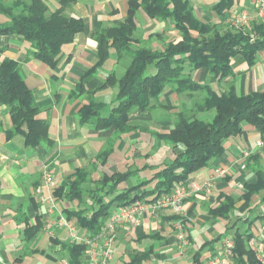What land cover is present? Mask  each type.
<instances>
[{
    "label": "crops",
    "instance_id": "crops-1",
    "mask_svg": "<svg viewBox=\"0 0 264 264\" xmlns=\"http://www.w3.org/2000/svg\"><path fill=\"white\" fill-rule=\"evenodd\" d=\"M14 1L3 0L6 4ZM43 1L49 12L59 8L58 0ZM189 1L198 18L220 29H238L232 27L236 26L232 20L240 15L247 17V24L242 28L244 31H249L254 23H264V12L260 13L250 0H231V7L223 15L214 11L218 0ZM127 9L128 0H75L68 4L65 15L80 18L84 30L74 36L72 43L63 47V56L54 69L34 59L28 52L29 45L21 37L0 35V64L4 60H13L18 64L22 79L39 109L38 118L48 124L52 141L49 146L43 143L29 148L24 147L20 135L7 139L5 131L11 127L9 109L0 106V264H69L68 252L62 245L73 243L67 231L61 225L57 226V219L60 216L65 219L62 210L73 208L75 204L54 198L57 210L48 215L49 205L40 202L34 192L42 181L45 169L54 171L57 184L54 190L59 187L66 189L76 171L84 170L88 175L91 171L89 179L96 180L103 174L123 173L128 168L138 169L133 178L119 185V188L132 187L148 180H141L142 173L147 170L155 173L162 164L170 163L174 159V152H178H173L170 146L155 138L151 144L153 148L149 147L150 151L143 154L152 158L154 163L140 167L141 162L133 166L130 163V159L142 158L137 150L133 156H128L132 151L127 150L134 144L139 147L138 142L142 143L141 133L165 132L171 127L173 122L165 115L152 117L149 112L134 111L130 115L131 124L147 130L120 137L113 130H97L92 123L80 124L78 121L79 109L89 102L102 103V117H106L115 105L117 89L104 86V82L110 73L119 78L128 61L122 59L117 62L113 57L95 72L86 73L97 62L95 36L105 34L109 27L122 21ZM1 20L7 21V18L1 17ZM154 22L139 24L137 21L138 30L145 29L143 32L147 36L157 34L158 38L166 34L165 25L170 26L171 33L174 32L170 22ZM171 33H167V36L170 37ZM176 34L170 40L178 41L180 37ZM230 67L233 75L222 81L211 80L206 68H187L185 72L193 81L200 84L208 82L218 92H225L228 86L233 85L239 96L252 92L264 93V48L258 52L251 67L239 56L230 61ZM118 69L122 72L119 76L116 73ZM80 83L84 94L78 93ZM181 96L185 94L178 95L166 87L161 95V105L170 112L164 113L175 115L178 111L176 106H183L179 99ZM243 129L245 137L226 140L221 157L190 175L189 186L205 182L216 167L228 169L225 175L214 181L208 192H196L187 198L182 204L181 215L170 210L153 215L143 213L136 225L126 224L116 229L110 264H210L211 258L221 247L222 239L233 235L236 230L250 232L249 249L254 253L250 248L253 241L264 254V191L253 194L248 206L241 209L246 185L257 181L256 171L264 172V133L249 125H243ZM109 144L112 151L106 163L102 164L97 157L109 148ZM89 185L94 188L92 182ZM222 195L230 196L235 201L226 217L210 213L218 206ZM175 215L184 223L188 246L183 250L178 247L171 224L179 220L174 219ZM37 224H41V231L26 241V227ZM76 231L78 235L86 236L84 231ZM231 257L232 253L229 264Z\"/></svg>",
    "mask_w": 264,
    "mask_h": 264
},
{
    "label": "trees",
    "instance_id": "trees-1",
    "mask_svg": "<svg viewBox=\"0 0 264 264\" xmlns=\"http://www.w3.org/2000/svg\"><path fill=\"white\" fill-rule=\"evenodd\" d=\"M74 1L58 0L59 8L49 12L43 0H16L8 4L0 0V35L21 37L29 45L28 52L34 59L54 69L63 56V47L84 30L80 18L68 17L64 13L66 6ZM231 5V0H218L214 11L223 15ZM138 12L150 20L169 21L180 39L168 41L161 50L143 43L137 37ZM1 17L7 21H2ZM95 42L97 62L86 75L113 57L117 62L122 59L129 62L119 78L110 73L105 79L104 86L117 89L110 113L102 117V103L89 102L78 111L80 124L92 123L97 130H113L119 137L130 132H143L147 129L131 124V113L150 112L156 107L163 109L159 98L166 87L178 95L202 93L204 97L194 104L193 114L178 110L167 131L149 134L170 146L173 152H178H174V159L162 164L148 180L119 188L139 170L128 168L123 173L103 174L96 180H90L88 172L80 170L74 173L66 189L59 187L53 191L55 199L75 204V207L62 211L65 219L78 231H84L86 237L100 233L109 215L119 208L136 201L149 202L171 192L174 185L189 187L190 175L222 156L226 140L245 137L243 125L253 126L264 133V93L239 96L233 85L225 92H218L208 82L193 81L185 72L187 68H206L211 80L222 81L233 75L230 61L238 56L251 67L258 52L264 48V23H254L249 31L220 29L198 18L189 0H128L122 21L109 27L105 34H97ZM150 69L154 72H149ZM77 89L79 94L85 93L81 83ZM0 106L9 109L11 127L5 131L7 139L20 135L24 147L29 148L52 144L49 126L38 118L39 109L13 60H4L0 64ZM207 112H213L210 121L197 118L198 114ZM111 148L109 144V148L98 155L102 164L106 163ZM143 168L146 166L140 169ZM256 176L254 184L246 185L241 209L248 206L253 194L264 191V172L258 170ZM154 181L153 187L147 189ZM218 202L210 213L226 217L235 201L222 195ZM174 219L179 216L175 215ZM40 231L41 224L26 227V241ZM231 238L230 264H260L247 244L252 238L250 232L236 230ZM62 248L68 252L69 264H83V244H64Z\"/></svg>",
    "mask_w": 264,
    "mask_h": 264
},
{
    "label": "built area",
    "instance_id": "built-area-1",
    "mask_svg": "<svg viewBox=\"0 0 264 264\" xmlns=\"http://www.w3.org/2000/svg\"><path fill=\"white\" fill-rule=\"evenodd\" d=\"M250 2L254 7L259 9L260 13L264 12V0H250ZM232 22L236 26H245L247 24V17L240 15L233 18ZM258 145H261V143L258 142ZM227 171L228 169L226 168L216 167L213 170V174L202 184L194 183L189 187L174 185L171 192L149 202L136 201L128 206L119 208L109 215L101 232L93 237L78 235L76 228L61 216L57 219V226L61 225L67 231L68 238L73 244L81 243L85 246L83 264H110L117 228L126 224L136 225L139 216L143 213L153 215L162 210H170L175 214L181 215L182 204L187 198L196 192H208L214 181L225 175ZM56 185L54 171L52 169H45L42 175V181L34 191L40 202L49 205L48 215L54 214L57 210L53 197V191ZM171 224L175 230L179 249H185L188 246V241L184 233L183 221L179 219L173 221ZM232 248L233 241L231 236H225L221 241L220 249H218L209 263L229 264L228 259L231 256ZM250 248L254 251L258 262L264 264V254L261 249L253 241L250 242Z\"/></svg>",
    "mask_w": 264,
    "mask_h": 264
},
{
    "label": "rangeland",
    "instance_id": "rangeland-1",
    "mask_svg": "<svg viewBox=\"0 0 264 264\" xmlns=\"http://www.w3.org/2000/svg\"><path fill=\"white\" fill-rule=\"evenodd\" d=\"M146 19L147 18H145V16L141 12L140 13L138 12L136 14V22L138 21L139 24L143 23L144 21H148V22H150V21L151 22L158 21V20H150V19H149L150 20L149 21V20H146ZM171 26H172V24H171ZM232 27H235V28L236 27H239L238 29H242L245 26H232ZM172 28H173V26H172ZM228 28H231V27H226V28L225 27H222V29H228ZM231 29H233V28H231ZM144 30L145 29H142L141 28V30H139L140 32H138V34H137V37H139V39H141V41L143 43H146V44L150 45L151 47L153 46V47H155V48H157L159 50L163 49V45H165L168 42V40L172 39L173 35L176 34L175 31L173 33H171L170 26H168V25H165V29H164L165 30L164 33H166V34H163V36H162V34H161V36L159 35L160 38H158V35L157 34H153L151 36V38H148L147 34L145 32H143ZM141 32H143V33H141ZM167 33H171L170 34V37L167 36L168 35ZM156 46H158V47H156ZM125 61H128V60L125 59ZM107 64H109V62ZM149 72H154V70L153 69H150ZM116 73L119 76L122 72L118 69L116 71ZM203 97H204V94H202V93H198V94H195V95L193 94V95H190V96H187V95L181 96V97H179V99L182 100L183 106L181 107L179 105V106H176V107H177L178 110H182L183 109V110H185L187 112H190L189 114H193L194 112H192V110L194 109V104L200 102V100ZM161 102H162V98L160 96L159 103L161 104ZM164 112H170V111H168V109L167 110H164L161 107H156L154 110L150 111L149 114H152V117H156L155 115H157V114H161V116L165 115V118H167L168 120H171L172 122L175 121V115L173 113L170 114V113H164ZM162 113H164V114H162ZM212 116H213V112H207V113H200V114H198L197 115V118L199 120L208 122V121H210V118ZM154 119L155 118H153V120ZM160 131H162V130H160ZM154 141H155V138L149 136L148 134L141 133V142L143 144L140 143V142H138L139 147H137L136 144H134L132 147L129 146V148L127 150H131L132 153L129 152V155L128 156H130V154H131V156H133L135 150H137L138 152H140L142 154L141 155L142 158H134L133 161H132V159H130V163H133L132 166L135 163H139V162H141V163H139V167L142 166V165L143 166L144 165H151V164L154 163L152 158H149V157H146V156L143 155L145 152H149L150 151V148H153V147H151V144ZM108 167H109V165L106 168L103 169V173H104L105 169H107ZM89 173H90L89 176H91V171H89ZM153 174H154L153 171L147 170V172H144V173L141 174V180H145L147 178L149 179V178H151L153 176ZM154 184H155V181L152 182L151 184H149V187L147 189H151Z\"/></svg>",
    "mask_w": 264,
    "mask_h": 264
}]
</instances>
